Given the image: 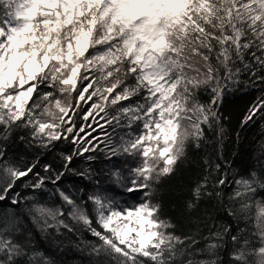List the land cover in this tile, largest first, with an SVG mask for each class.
<instances>
[{"label":"snow or ice","instance_id":"snow-or-ice-1","mask_svg":"<svg viewBox=\"0 0 264 264\" xmlns=\"http://www.w3.org/2000/svg\"><path fill=\"white\" fill-rule=\"evenodd\" d=\"M0 264H264V0H0Z\"/></svg>","mask_w":264,"mask_h":264},{"label":"trees","instance_id":"trees-1","mask_svg":"<svg viewBox=\"0 0 264 264\" xmlns=\"http://www.w3.org/2000/svg\"><path fill=\"white\" fill-rule=\"evenodd\" d=\"M242 105V101H236L234 103L226 104V111L232 112L235 115L238 112L239 108ZM234 126V121H233ZM257 129H250L246 133H243L241 136V142L239 146H236L232 141L234 137H229V143L231 146V151H235L237 154L233 157V166L239 169H243L246 167L250 161V155L253 148V141L252 138L257 133Z\"/></svg>","mask_w":264,"mask_h":264}]
</instances>
